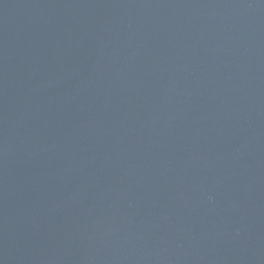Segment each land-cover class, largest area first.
<instances>
[{"label": "water", "instance_id": "water-1", "mask_svg": "<svg viewBox=\"0 0 264 264\" xmlns=\"http://www.w3.org/2000/svg\"><path fill=\"white\" fill-rule=\"evenodd\" d=\"M0 264H264V0H0Z\"/></svg>", "mask_w": 264, "mask_h": 264}]
</instances>
